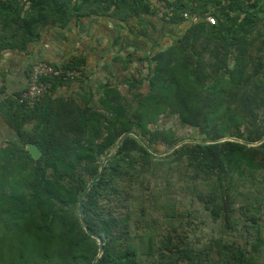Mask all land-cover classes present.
I'll list each match as a JSON object with an SVG mask.
<instances>
[{"label": "trees", "instance_id": "1", "mask_svg": "<svg viewBox=\"0 0 264 264\" xmlns=\"http://www.w3.org/2000/svg\"><path fill=\"white\" fill-rule=\"evenodd\" d=\"M158 2L0 0V53H27L41 40L42 29L66 27L84 12H109L123 21L155 16ZM161 5L163 20L170 16L175 26L187 21L185 13L200 20L191 21L183 36L153 58L141 59L148 63L147 74L123 82L131 98L110 83L99 87L97 101L91 89L88 96L60 93L82 81L84 56L62 65L44 61L79 74L41 78L46 90L33 105L20 103L27 86L0 96V119L15 135L4 146L0 141V264H261L264 141L248 146L231 139L256 143L264 138L259 27L264 2L164 0ZM209 16L217 19L215 25L206 20ZM170 116L202 137L159 157L144 144L159 153V146L180 143L172 128L161 125ZM128 131L142 140L128 136L117 147ZM29 144L38 146L39 159L31 156ZM105 159L80 215L79 199ZM176 182L209 190H197L198 197L222 222L220 237L203 244L193 233L168 226L190 216L173 203L163 212L159 208ZM237 232L245 241L226 239ZM97 238L104 242L101 254Z\"/></svg>", "mask_w": 264, "mask_h": 264}, {"label": "rangeland", "instance_id": "2", "mask_svg": "<svg viewBox=\"0 0 264 264\" xmlns=\"http://www.w3.org/2000/svg\"><path fill=\"white\" fill-rule=\"evenodd\" d=\"M170 18V16H166L163 20L160 15L152 16L145 20L144 25L133 28L132 33L123 29H115L113 42L109 36H106V33L100 32L98 40L94 39L93 42L89 41L90 44H87L85 39L84 46L59 45L58 39L61 33L53 31V28L42 29L41 40L30 45L27 53L10 50L0 53V96L12 95L23 90L27 86L30 67L39 61L62 65L75 56L83 55L87 58V63L84 76H80L82 81L73 82L69 88H61L60 93L76 96L75 93L78 92L82 96L84 94L88 96L91 89L94 99L97 101L102 94L98 90L99 87L110 83L111 86H118L124 95L131 98L129 86L123 82L130 77L140 78L141 75L147 74L148 63L141 59L147 55H151L150 57L153 58L154 53L171 46L184 35L190 26V22L187 21L175 26L170 22ZM259 27L264 34V20L261 21ZM137 30L141 32L139 35L133 33ZM161 125L166 129L172 128L176 137L181 140L180 142L197 141L202 137L197 129L183 125L177 116L163 118ZM14 136L13 131L0 119L1 145H6L8 141L14 139ZM158 150L159 153H163L169 149L159 146ZM162 181L165 185V180ZM184 185V183L177 182L174 186L172 185L171 189L174 190L172 195L159 200V208L163 212L170 203H173L174 205H171L176 208V211L190 214L188 218L184 217L182 224H180L181 218H177L174 222L171 221L172 224L168 226L172 228L174 225L178 231L183 233L191 232L195 237L201 239V243L209 244L212 239L221 236L222 223L215 221L211 213L206 211L205 205L199 200L198 191L209 194V190H205L204 187L197 189L194 184H191V187L183 188ZM239 202L237 201V208L240 206ZM226 239L237 242L245 241V238L238 232L233 237H226ZM142 249L146 250L147 246L142 245ZM249 249L251 250V246ZM253 254L257 253L253 252ZM259 260L261 264H264V256H260Z\"/></svg>", "mask_w": 264, "mask_h": 264}, {"label": "crops", "instance_id": "3", "mask_svg": "<svg viewBox=\"0 0 264 264\" xmlns=\"http://www.w3.org/2000/svg\"><path fill=\"white\" fill-rule=\"evenodd\" d=\"M243 2H248L249 0H241ZM262 3L264 0H260ZM158 2V0H157ZM255 2V0H251V3ZM164 1H159L157 3L156 15H160L162 18L165 15V8L161 5ZM152 16H135V18H128L124 19L123 21L114 20L109 16V12L107 13H91V12H84L81 15L74 17L70 23L66 27H52L48 26L47 28H53V31H58L59 33V45H78L84 46V40H87V44H90L89 41L93 42V40H98L100 38V32L106 33V36L112 40L115 39V29H123L127 31H131L133 28H139L140 26L144 25L147 18ZM197 21L193 22L196 23ZM192 23V22H190ZM45 29V28H44ZM142 31V30H140ZM139 35L138 30L136 32ZM92 44V43H91ZM86 46V45H85ZM68 49V48H67ZM82 53V52H81ZM80 56V55H79ZM75 56V57H79ZM83 56V55H81ZM73 57V56H72ZM71 57V58H72ZM85 57V56H84ZM86 63H87V58ZM69 60V59H66ZM19 92V91H18Z\"/></svg>", "mask_w": 264, "mask_h": 264}, {"label": "built area", "instance_id": "4", "mask_svg": "<svg viewBox=\"0 0 264 264\" xmlns=\"http://www.w3.org/2000/svg\"><path fill=\"white\" fill-rule=\"evenodd\" d=\"M22 4L28 3V0H20ZM164 1V0H160ZM191 1V0H190ZM184 17L188 22H195L198 20L197 17H191L190 14L185 13ZM206 20L211 24L215 25L217 19L214 16H209ZM67 76L74 77L79 74V71L56 69L44 61L37 62L33 65V68L30 71L28 81H27V90L24 91L20 97V103H28L30 105L34 104V101L39 100L43 96L46 86L41 81V78L51 77V76Z\"/></svg>", "mask_w": 264, "mask_h": 264}, {"label": "water", "instance_id": "5", "mask_svg": "<svg viewBox=\"0 0 264 264\" xmlns=\"http://www.w3.org/2000/svg\"><path fill=\"white\" fill-rule=\"evenodd\" d=\"M128 136H134V137H137L140 140H142L135 132L128 131V132H125L120 137V139L117 142V147H119L124 142V140L126 139V137H128ZM231 140L242 142V143H244V144H246L248 146H257V145H260L264 141V138L261 141L256 142V143H247V142H243V141H240V140H237V139H234V138L231 139ZM188 142H194V141H182V142L178 143L177 145H175L174 147H172L171 149H169L168 151L163 152V153L154 152L152 149H150L148 147V145L145 142H144L145 143L144 145L149 149V151H151L152 153H154L156 156L162 157V156H166V155L170 154L172 151H174L180 145L185 144V143H188ZM200 142H204V141H200ZM28 151H29V153L31 154V156L34 159H39L41 157V155H42L40 149L35 144H29L28 145ZM107 160L108 159H105V161L102 163L99 174L92 180V182L90 183V185L87 187V189L85 190V192L83 193V195L79 199V213H80V215H82V213H83V201H84V198H85L86 194L88 193V191L90 190V188L98 181V179L102 175ZM82 222H83V220H82ZM97 239H98L99 244H100V254H101L103 252V250H104V242H103V240L101 238H97ZM95 262H93L92 264H95Z\"/></svg>", "mask_w": 264, "mask_h": 264}]
</instances>
